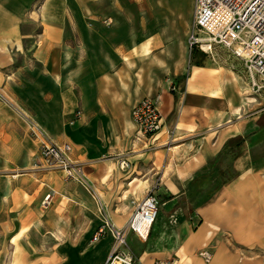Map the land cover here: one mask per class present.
I'll use <instances>...</instances> for the list:
<instances>
[{"label":"crops","instance_id":"0c3cea01","mask_svg":"<svg viewBox=\"0 0 264 264\" xmlns=\"http://www.w3.org/2000/svg\"><path fill=\"white\" fill-rule=\"evenodd\" d=\"M193 12L0 0V264H104L102 215L125 226L156 183L146 240L126 234L137 264H264V84L189 47ZM143 97L163 117L152 135L131 117ZM29 120L70 144L86 186L43 166Z\"/></svg>","mask_w":264,"mask_h":264},{"label":"built area","instance_id":"2783aa9c","mask_svg":"<svg viewBox=\"0 0 264 264\" xmlns=\"http://www.w3.org/2000/svg\"><path fill=\"white\" fill-rule=\"evenodd\" d=\"M191 49L199 48L211 52L222 47L235 58L242 60L253 86L254 76L264 80V0H194L193 23L188 36ZM132 118L141 134L152 135L163 127V117L156 101L142 98L132 109ZM80 116V111L76 112ZM29 133L38 142L39 155L45 168L63 172L66 179L86 186L82 167L71 157V146L67 142H53L44 129L29 120ZM158 183L141 199L132 201L130 216L123 227L115 226L104 215L95 238L106 232L113 237L111 250L104 264H137L134 254L128 249L126 234L135 233L146 240L158 210L159 199L154 192ZM46 194L42 204H47ZM205 262L212 253L205 249L199 252ZM154 264H177L175 259L158 260Z\"/></svg>","mask_w":264,"mask_h":264},{"label":"rangeland","instance_id":"374dc122","mask_svg":"<svg viewBox=\"0 0 264 264\" xmlns=\"http://www.w3.org/2000/svg\"><path fill=\"white\" fill-rule=\"evenodd\" d=\"M196 52L197 53H201L204 55V57L206 59H210L213 61V59H215L216 61L218 62H222L225 64V66L227 67H230L232 68L233 70H235L236 72H238L239 74H242L244 75V77L246 79H249L248 82L251 83V80H250V76L248 75L247 71H246V68L244 67V64L242 62V60L238 59V58H235L233 57L232 55H230L227 50L223 49L222 47H213L212 48V51L211 52H203L201 49L199 48H196ZM254 80L256 81V83L258 84L259 81H261L262 84H264V80H262L261 78H259L257 75L254 76ZM260 85V84H259ZM254 92L253 93H260V90H253ZM144 98V97H143ZM142 99V98H141ZM140 99V100H141ZM139 100V101H140ZM138 101V102H139ZM137 102V103H138ZM136 103V104H137ZM135 104V105H136ZM134 105V106H135ZM133 106V107H134ZM133 109V108H132ZM132 113V111H131ZM131 117H132V114H131ZM133 120V118H132ZM134 122V121H133ZM136 125V124H135Z\"/></svg>","mask_w":264,"mask_h":264}]
</instances>
